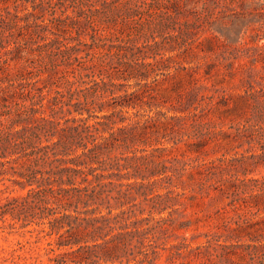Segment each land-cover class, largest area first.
I'll use <instances>...</instances> for the list:
<instances>
[{
    "label": "trees",
    "instance_id": "trees-1",
    "mask_svg": "<svg viewBox=\"0 0 264 264\" xmlns=\"http://www.w3.org/2000/svg\"><path fill=\"white\" fill-rule=\"evenodd\" d=\"M262 10L264 0H0V183L24 191L0 219L52 238L49 264H264V175L241 170L264 166V106L235 131L261 152L208 159L231 134L208 118L227 99L207 83L231 74ZM175 78L188 85L164 110L156 87ZM212 193L233 214L193 245L186 232L201 219L185 211Z\"/></svg>",
    "mask_w": 264,
    "mask_h": 264
},
{
    "label": "rangeland",
    "instance_id": "rangeland-1",
    "mask_svg": "<svg viewBox=\"0 0 264 264\" xmlns=\"http://www.w3.org/2000/svg\"><path fill=\"white\" fill-rule=\"evenodd\" d=\"M260 11V10H258ZM258 12L255 17L246 21L248 33L246 40L237 50L239 58L235 59V64L231 74H224L225 69L219 73L214 71V75L210 81H207L213 89L208 92L211 93L214 89L217 90L219 99L224 96L226 104H216L213 112L208 117L214 123L218 130L226 131V135L230 136L222 139V146L217 148L215 153H211L208 159L218 158L226 154L228 157L235 155L242 157L252 153L261 152V145L250 138H237L235 135L237 124L243 122L244 119L251 117L253 104H261L264 106V39L255 43L253 38L258 34H264V10ZM85 39V38H84ZM87 41H90L88 38ZM143 42V39L140 43ZM231 50V49H229ZM167 53V52H166ZM176 55V59L181 60L184 64L189 65L186 61L185 55L177 56L175 51H168L167 53ZM190 60L189 57H187ZM194 65V64H193ZM178 78L171 79L156 87L155 94L158 100L165 103L164 110L172 104H177V92L174 88L188 85L186 79L181 83ZM247 93L250 98H247ZM253 96L256 97L254 100ZM253 97V98H252ZM172 110L170 113L173 114ZM169 145V143H166ZM184 147L173 151V156L178 155L182 157ZM240 164L239 162H237ZM243 166L245 168L254 170L248 173V177H262L264 175V166L255 167ZM242 175V174H241ZM9 185L10 183L7 182ZM178 190L182 191L181 188ZM163 191V190H162ZM24 193L17 185H11L7 188L6 184L0 183V204L5 201L7 196H16ZM186 214L193 219L199 217L201 220L197 225V229H189L186 234L189 241L193 245H199L206 241L205 233H213L217 231L216 224L221 220V216L225 214L230 216L233 214L231 207L227 205V199L212 193L210 196H199L193 201V206L189 205ZM264 212H259L256 218L261 219ZM193 235H200L192 239ZM34 234L30 232H23L21 227H14L10 224V220L0 219V264H49L48 257L45 255L46 248L49 247L48 242L52 239L50 237L36 241ZM38 257V258H37ZM159 264H167V254L159 260Z\"/></svg>",
    "mask_w": 264,
    "mask_h": 264
}]
</instances>
